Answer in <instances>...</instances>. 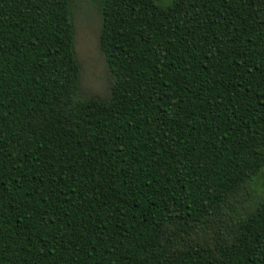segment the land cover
Wrapping results in <instances>:
<instances>
[{
	"label": "trees",
	"instance_id": "16d2710c",
	"mask_svg": "<svg viewBox=\"0 0 264 264\" xmlns=\"http://www.w3.org/2000/svg\"><path fill=\"white\" fill-rule=\"evenodd\" d=\"M0 264H264V0H0Z\"/></svg>",
	"mask_w": 264,
	"mask_h": 264
},
{
	"label": "rangeland",
	"instance_id": "374dc122",
	"mask_svg": "<svg viewBox=\"0 0 264 264\" xmlns=\"http://www.w3.org/2000/svg\"><path fill=\"white\" fill-rule=\"evenodd\" d=\"M72 20L75 29L73 44L80 66L81 86L85 89L87 96L103 100L108 95V88L112 81L96 47L98 17L94 6L88 2H81L73 10ZM240 206V203L233 204L232 211H229L228 215L235 217V213L241 210Z\"/></svg>",
	"mask_w": 264,
	"mask_h": 264
}]
</instances>
